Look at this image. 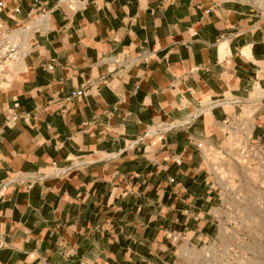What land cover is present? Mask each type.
Listing matches in <instances>:
<instances>
[{
    "label": "crops",
    "instance_id": "obj_1",
    "mask_svg": "<svg viewBox=\"0 0 264 264\" xmlns=\"http://www.w3.org/2000/svg\"><path fill=\"white\" fill-rule=\"evenodd\" d=\"M6 34L20 60L0 86V264H166L218 210L232 129L264 160L250 3L0 0Z\"/></svg>",
    "mask_w": 264,
    "mask_h": 264
},
{
    "label": "rangeland",
    "instance_id": "obj_2",
    "mask_svg": "<svg viewBox=\"0 0 264 264\" xmlns=\"http://www.w3.org/2000/svg\"><path fill=\"white\" fill-rule=\"evenodd\" d=\"M240 1L264 13V0ZM234 131L217 153L224 165L212 167L222 190L217 212L207 230L179 237L166 264H264V160L245 130Z\"/></svg>",
    "mask_w": 264,
    "mask_h": 264
},
{
    "label": "built area",
    "instance_id": "obj_3",
    "mask_svg": "<svg viewBox=\"0 0 264 264\" xmlns=\"http://www.w3.org/2000/svg\"><path fill=\"white\" fill-rule=\"evenodd\" d=\"M20 50L17 37L6 34L0 39V86H8L17 72Z\"/></svg>",
    "mask_w": 264,
    "mask_h": 264
}]
</instances>
